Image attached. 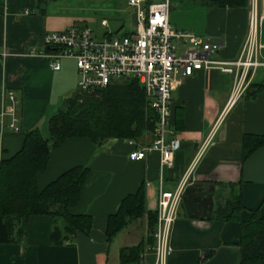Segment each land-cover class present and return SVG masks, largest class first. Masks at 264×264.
Masks as SVG:
<instances>
[{"label":"crops","instance_id":"0c3cea01","mask_svg":"<svg viewBox=\"0 0 264 264\" xmlns=\"http://www.w3.org/2000/svg\"><path fill=\"white\" fill-rule=\"evenodd\" d=\"M263 1L259 0L258 15L264 9ZM168 3L172 29L220 45L213 60L238 58L248 34L249 3L240 8L207 6L204 0ZM95 13L103 18L94 20ZM72 26L89 28L99 36L129 34L135 30L134 11L127 0H0V113L5 93L12 91L19 115L18 133L7 127V118L0 123V161L13 158L24 135L35 128L48 138L49 119L64 99L78 94L74 61L61 59L60 69L54 71L43 55L45 37ZM256 40L263 59L264 20L258 23ZM232 85L231 75L214 70L198 71L174 84L171 129L180 147L171 168L161 166L156 153L141 161L129 160L132 151L152 142L151 133L139 142L109 140L102 146L87 138H71L52 149L45 171L36 177V187L42 191L64 172L86 167L79 200L69 212L89 217L91 229L88 234L77 233L71 244L52 246L51 220L31 218L20 243L0 244V264H153L149 215L156 214L160 191L174 190L207 139L209 145L186 187L190 194L184 192L190 204L182 200L176 211L167 264H240L239 223L224 222L216 218V212L240 194V221H248L254 212L264 215V144L247 155L243 148L245 136H264V67L253 73L239 96H233ZM140 188L144 213L108 239V218ZM200 189L212 199L209 218H204V208H196L194 199ZM136 247L141 248L138 262L121 263L120 252Z\"/></svg>","mask_w":264,"mask_h":264},{"label":"built area","instance_id":"2783aa9c","mask_svg":"<svg viewBox=\"0 0 264 264\" xmlns=\"http://www.w3.org/2000/svg\"><path fill=\"white\" fill-rule=\"evenodd\" d=\"M259 0H249L250 16L247 37L235 61L213 60L220 45L211 44L189 32L172 29L168 22V0L152 3L148 0H127L134 11L135 30L120 36L109 33L95 35L91 29L72 26L60 33L48 34L43 52L52 70L60 69L59 60L71 59L78 72V91L92 93L120 80H135L143 89L146 106L157 115L153 140L129 154V160L141 161L148 154L159 155L160 165L171 168L180 141L171 129V100L174 84L198 71L214 70L231 75L233 96L237 97L250 83L259 67H264L262 47L257 43L258 23L264 20V9L258 15ZM264 3V1H263ZM105 26V22L101 23ZM179 47H181L179 49ZM261 59V60H260ZM0 113V123L8 119L7 127L19 132L18 101L12 91ZM129 144H132L130 141ZM209 145L208 139L197 149L195 157L171 192L160 191L157 201L156 225L153 229V264H167L172 254L170 237L176 211L192 171Z\"/></svg>","mask_w":264,"mask_h":264},{"label":"trees","instance_id":"16d2710c","mask_svg":"<svg viewBox=\"0 0 264 264\" xmlns=\"http://www.w3.org/2000/svg\"><path fill=\"white\" fill-rule=\"evenodd\" d=\"M249 0H204L207 6L218 8L246 7ZM46 52H49L45 48ZM157 115L146 106L143 89L135 80H120L92 93H80L64 99L58 112L48 121V138L35 128L24 135L20 151L11 159L0 161V244L20 243L29 220L48 217L52 227L50 244H71L77 233L88 234L91 219L74 216L70 209L80 197L87 177L86 167H75L61 174L42 191L36 187V177L45 171L52 149L71 138H87L97 146L109 140L139 142L152 133ZM264 144V136H245L244 154ZM240 194L234 195L216 212L224 222H238L240 228V264H264V215L252 213L242 222ZM144 213V192L122 200L106 226L109 239L121 231L129 221ZM150 216V228L156 225V214ZM154 245L153 234L150 236ZM141 248L120 252L121 263L138 262Z\"/></svg>","mask_w":264,"mask_h":264},{"label":"water","instance_id":"95a60500","mask_svg":"<svg viewBox=\"0 0 264 264\" xmlns=\"http://www.w3.org/2000/svg\"><path fill=\"white\" fill-rule=\"evenodd\" d=\"M184 192L187 195L190 194V191L188 189H186ZM194 192H196V191H194ZM196 194H197V197H196V199H194V201L197 204L196 208H199V207L204 208V211L206 212L204 214V218H209L211 215V212H212V199H211L210 194L207 191H205L204 189L198 190ZM183 196H184V194H183ZM182 200L185 204H190V202L187 201L186 198L182 197ZM206 206H208V207H206Z\"/></svg>","mask_w":264,"mask_h":264},{"label":"rangeland","instance_id":"374dc122","mask_svg":"<svg viewBox=\"0 0 264 264\" xmlns=\"http://www.w3.org/2000/svg\"><path fill=\"white\" fill-rule=\"evenodd\" d=\"M103 18L101 17V15L99 13H95L94 16H93V19L94 20H98L100 21V19ZM95 26V25H94ZM131 28V25L129 26ZM121 34H116V36H120Z\"/></svg>","mask_w":264,"mask_h":264}]
</instances>
